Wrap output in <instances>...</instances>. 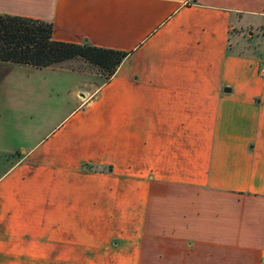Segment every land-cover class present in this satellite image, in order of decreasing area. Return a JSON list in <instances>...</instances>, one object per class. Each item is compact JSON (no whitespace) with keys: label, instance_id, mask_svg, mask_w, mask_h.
<instances>
[{"label":"crops","instance_id":"crops-1","mask_svg":"<svg viewBox=\"0 0 264 264\" xmlns=\"http://www.w3.org/2000/svg\"><path fill=\"white\" fill-rule=\"evenodd\" d=\"M0 13L128 51L105 79L0 60V264H264V50L234 33L264 28V0H0Z\"/></svg>","mask_w":264,"mask_h":264},{"label":"trees","instance_id":"trees-1","mask_svg":"<svg viewBox=\"0 0 264 264\" xmlns=\"http://www.w3.org/2000/svg\"><path fill=\"white\" fill-rule=\"evenodd\" d=\"M128 51L53 37V23L42 18L0 13V60L46 66L82 57L111 77Z\"/></svg>","mask_w":264,"mask_h":264},{"label":"rangeland","instance_id":"rangeland-1","mask_svg":"<svg viewBox=\"0 0 264 264\" xmlns=\"http://www.w3.org/2000/svg\"><path fill=\"white\" fill-rule=\"evenodd\" d=\"M252 30V32H251ZM234 33L239 34V38L241 41V44L244 47L250 48V49H258V50H264V28H250V27H244V28H237ZM79 58L82 61H69L66 60L64 61L65 63L67 62H73L72 65L74 64V66H78L80 64H86L88 65V67L91 70H95L98 72L102 73L103 78L105 79L106 75L105 72H103L98 66L93 65L91 63H88L85 59H83L82 57H76ZM37 70H52V69H46L45 67H36ZM25 70H28L27 68ZM52 88V87H51ZM57 98L56 95V91H53L51 94V99ZM50 125L48 124V122H42L39 125V130L40 133L45 132L47 129H49ZM27 138V134L24 135V139ZM1 163L0 165L2 166L1 169L3 167H5L6 164H9V162L11 161V159L9 160H5V159H0Z\"/></svg>","mask_w":264,"mask_h":264},{"label":"built area","instance_id":"built-area-1","mask_svg":"<svg viewBox=\"0 0 264 264\" xmlns=\"http://www.w3.org/2000/svg\"><path fill=\"white\" fill-rule=\"evenodd\" d=\"M260 73H261L262 75H264V63L262 64V66H261V68H260Z\"/></svg>","mask_w":264,"mask_h":264}]
</instances>
